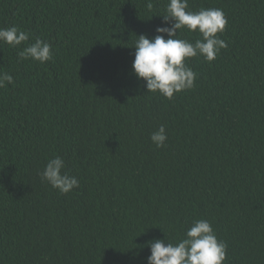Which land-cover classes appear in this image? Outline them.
Instances as JSON below:
<instances>
[{
    "label": "trees",
    "instance_id": "1",
    "mask_svg": "<svg viewBox=\"0 0 264 264\" xmlns=\"http://www.w3.org/2000/svg\"><path fill=\"white\" fill-rule=\"evenodd\" d=\"M148 2L0 0V28L53 53L0 43L15 81L0 88V264H147L148 241L177 243L196 219L227 243L224 264H264V0H189L223 10L228 47L188 59L195 86L172 99L132 71L168 0ZM55 155L79 179L68 194L39 175Z\"/></svg>",
    "mask_w": 264,
    "mask_h": 264
},
{
    "label": "clouds",
    "instance_id": "2",
    "mask_svg": "<svg viewBox=\"0 0 264 264\" xmlns=\"http://www.w3.org/2000/svg\"><path fill=\"white\" fill-rule=\"evenodd\" d=\"M147 8H153L151 0L147 3ZM188 9L189 0H168L162 14L163 24L156 28L157 35L149 37L147 34H140L133 44L135 58L132 71L138 79L144 81L148 93L159 92L165 98L172 99L175 93L192 89L197 77L186 61L199 56L212 62L221 49L228 47L226 41L218 35L225 31L227 25L222 9ZM177 30L198 32L200 38L194 43L180 39ZM29 40L30 33L18 26L0 28V43L13 48L25 44L18 52L20 60L32 59L44 64L53 59L52 45L49 42L39 37L32 43H28ZM6 84L14 86V78L7 72H0V88ZM167 138L164 125L150 137L156 147H163ZM64 169V158L55 155L48 159L39 175L42 181L61 194H68L79 187V179ZM166 239L167 244L165 239L160 238L148 241L150 255L146 258L147 264H224L226 260L228 245L218 238L212 224L206 219L193 220L177 243H172L167 234Z\"/></svg>",
    "mask_w": 264,
    "mask_h": 264
}]
</instances>
